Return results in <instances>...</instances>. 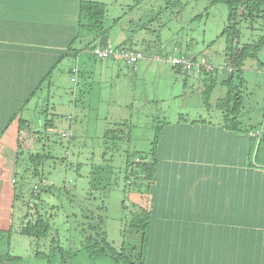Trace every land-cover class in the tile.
<instances>
[{
  "label": "rangeland",
  "instance_id": "obj_1",
  "mask_svg": "<svg viewBox=\"0 0 264 264\" xmlns=\"http://www.w3.org/2000/svg\"><path fill=\"white\" fill-rule=\"evenodd\" d=\"M98 1L107 6V46H124L142 53L143 58L136 68L100 58L86 48L91 39L84 33L75 42L76 56L59 62L16 118L15 121L19 117L29 121L35 138L30 137L21 149L13 180L9 176L0 183V256H20V264H124L109 254L91 256L82 247L81 224L87 212L101 216L102 227L115 249L125 248L131 260L140 264L138 255L146 247L141 240L143 232L134 221L143 215L141 206H150V198L141 194L135 183L127 184L129 155L136 151L146 155L158 126L164 137L167 126L177 122L201 118L215 121L214 116L220 113L216 102L228 91V85L222 83L229 76L227 69L211 74L199 73L197 68L182 71L166 60L170 55L184 54L195 57L200 64L223 65L226 41L221 33L227 24L226 3ZM25 14L19 2L5 3L1 18L7 22L6 30L0 33V51L12 49L16 41L22 45L18 53L26 46L30 50L39 44L40 16L36 12L33 15L34 30L19 31ZM250 24V20L242 22L241 42L256 40L264 32V16L255 18L253 28ZM47 25L48 22L43 28ZM46 33L53 34L49 30ZM43 47L52 62L56 51L51 50L58 46ZM260 57L264 60V52ZM43 65L48 64L38 67ZM239 75L244 84L235 88L241 91L243 100L242 124L258 127L264 133V64L247 58ZM211 76L217 78V84L208 110L203 92ZM239 81V76L234 75L232 85H239ZM107 129H123L128 136L116 145L113 138L105 137ZM263 150L261 146L264 155ZM37 154L39 157L31 158ZM5 172L4 167L0 169V176ZM36 185L51 190L43 192L42 198L43 211L52 219L48 235L32 244L31 237L15 230L9 232V228L15 194L26 195ZM36 250L48 258L36 255Z\"/></svg>",
  "mask_w": 264,
  "mask_h": 264
},
{
  "label": "trees",
  "instance_id": "obj_2",
  "mask_svg": "<svg viewBox=\"0 0 264 264\" xmlns=\"http://www.w3.org/2000/svg\"><path fill=\"white\" fill-rule=\"evenodd\" d=\"M4 1L5 0H3V2ZM11 1L19 2L21 7L24 6L25 13L29 9L33 12V15L35 12L39 15L43 10L40 7L42 3L41 0L35 1V6L33 2L30 3L28 0ZM7 2L8 1L5 3ZM219 2H224L228 5L227 24L221 33L226 41L224 64L227 66L232 65L234 69L232 71H229L227 68L224 69L228 70L229 76L227 79L223 80L222 83L228 85V91L223 98L217 100L215 107L219 109L220 113L218 116L214 117H216L215 121H222L218 126L221 129L234 132L238 137L245 135L251 139V136H253L251 130L254 126L251 125L247 127L242 124L240 115L243 107V100L241 91L235 87L244 84V79L239 74L245 60L247 58H252L258 61L259 54L264 52V32L256 40L241 42V36L243 34L242 22L250 20V25L253 28L255 18L264 16V0H211V4ZM38 7L42 10H39ZM3 9L4 7H2L1 12ZM261 12L263 13L261 14ZM106 16L107 7L105 3L98 0H78L76 19L71 25L73 30L66 36L65 45L59 46L56 50H51V52L56 51L53 61H50L48 66H46L48 67L47 70L45 71L44 69L39 75L36 85H34L33 89L24 97L23 102L10 117L5 127L2 128L0 136L8 125L21 114L22 109L35 96L38 90L41 89L44 82L51 77L59 62L65 57L71 55L76 56L78 49L74 46L75 42L82 37L84 33H88L91 39L86 44V48H90V46L93 48L97 44L106 45L108 37V29L104 26ZM28 18L25 15L21 19L22 25L18 26L19 31L30 29L29 24L32 23L33 17L32 19ZM1 20L3 30H6L4 26L7 21H4L3 18H1ZM40 24L41 21L39 22V25ZM192 59L196 62L195 57H192ZM262 64H264V61ZM210 66L211 69L206 71L207 74L218 71V66L221 65ZM177 70L180 69L177 68ZM204 71L205 70H201L199 72ZM234 75L239 76V85H232ZM216 84L217 78L211 76L210 82L206 84L203 92V100L208 110L211 109L210 95ZM219 116H221V118ZM181 118L186 121L183 116H181ZM217 124L218 123L214 121L204 118L194 119L190 123L177 122L175 125L167 126L164 137H162L161 127L158 126L152 146L150 150L147 151L146 155L142 151H136L134 155H129L126 176L127 182L129 181V183L127 184L130 185L135 183L137 185V190L140 191L141 194H148L150 198V206L147 208L141 206L140 208L144 211L143 215L141 217L138 216L134 221L136 223V228L143 232L141 240L146 247V250L142 247L143 249L138 255L139 259L137 263L139 261L140 264H185L190 263L191 260L192 263L198 262L199 257L194 255V253L199 251L200 241L191 240L190 234L194 233L196 229H199V225L186 224V221L192 223V220H186V218L183 219L184 221L178 220L175 214H170L171 211H167L168 208L165 207L173 206L171 210L181 215L187 214V209L191 211L189 203H187L184 198H186L185 195L190 194L188 188L195 185L201 176L200 172H202V169L199 161L204 159L202 158V151L199 152L201 156L200 159L197 151L202 148V146H200L201 143L204 145L207 144V147H212L207 140L208 135L203 133L202 127L213 126L216 128ZM260 134L261 131L259 129L254 131L255 137ZM126 136L128 135L123 129H107L105 132V137L113 138L116 145L122 143V139ZM30 137L35 138L34 132L30 128L29 121L19 117V152L17 159L22 151L21 149H23L24 144L27 143ZM262 142L263 140H259L258 143H256V149L248 153L247 156H244L243 161L237 159L234 166L225 165L222 160H215L217 164L211 165V163H209L206 167V169L212 168L222 172V168L225 169L230 166L229 169L225 170L226 172L223 171L222 174L225 178L227 188L231 190V199L234 201H239L240 198L247 195L245 190H239L238 184H241V182L237 181L236 177L238 175H244V168H250L252 171V169L255 170V168H259L260 166L264 167V155L260 152V145ZM191 148H193V154H191V152L189 153ZM33 157H39V154L35 156L31 155V158ZM248 176L251 177L250 183L254 182L257 178L254 174L253 176ZM245 184L246 183H243L242 185ZM38 187L40 188L37 190ZM45 191L51 190L46 186L36 185L33 186L26 195L25 192L16 193L12 206L9 232L15 230L31 237L33 241L32 244H36V241L46 237L51 228L50 220L52 216H48L47 212L45 210L43 211L44 200L42 198V193ZM174 192H178L180 194V199L182 198L178 201V204L182 206L180 210H178L179 208L176 209L175 200L173 202L166 201ZM192 201H190V205L194 207ZM83 218L84 221L81 224V244L91 256L109 254L117 261L123 262L124 264H135L130 256L126 254L125 248L118 251L109 241L106 231L102 227L101 216L94 217L93 214L87 212V214H83ZM167 221L170 224H168ZM182 222L185 224H181ZM175 237H177V239H175ZM187 237L189 238L182 239ZM169 238L171 240H169ZM52 241H56V239L52 238ZM197 242H199V244L196 246ZM175 245H177V247H175ZM175 248L179 249L174 255H171L170 252ZM182 253L184 255H181ZM40 254L43 253L36 250V255ZM43 255L48 258L47 254ZM63 255L64 253H61V260L65 261L66 258ZM200 256L202 257L201 254ZM170 260H172V263H169ZM175 260L179 261L175 263ZM21 261L22 257L12 256L9 253L0 256V264H20Z\"/></svg>",
  "mask_w": 264,
  "mask_h": 264
},
{
  "label": "crops",
  "instance_id": "obj_3",
  "mask_svg": "<svg viewBox=\"0 0 264 264\" xmlns=\"http://www.w3.org/2000/svg\"><path fill=\"white\" fill-rule=\"evenodd\" d=\"M6 1L11 0H5L4 2L0 0V32L1 30L3 31L1 6L5 7ZM28 1L30 3L33 2L35 6V1L39 0ZM41 1L40 7L42 9L46 7L48 11L43 9L38 15L41 20V24L38 27L42 25L37 29V31L41 32L39 44L30 50V46H26L23 52L18 53L22 45L16 41V44L12 45V49L9 48L6 52L0 51L1 130L2 125L5 127L10 117L23 102V97L33 89L34 82L37 81L39 75L48 66L38 67V65L50 63V53L43 46L49 45L53 47V44H55L59 47L65 45L66 36L73 30L71 25L76 19L78 0ZM32 13L28 9L25 15L27 18L29 17L28 19H32ZM45 19L48 25L44 29L43 25L47 23ZM34 22L33 19L31 24L27 23L30 25L29 30H34ZM49 25L52 27L49 28ZM48 30L53 32V34H45V31ZM36 54H38V59ZM260 54L258 62L262 64L264 60L261 59ZM136 65L132 66L136 68ZM15 120L8 125L0 136V169L4 167L6 171L3 176H0V183L9 176L13 180L15 174L19 152V120ZM214 122L218 123L216 128L213 126L202 127V131L208 135L207 140L212 147H207V144L201 143L200 146L202 148L197 151L198 155L202 151V158L204 159L199 161L202 169V172H200L201 176L195 185L188 188L190 194L185 195L186 198H184L189 203L191 211L187 209V214L181 215L171 210L173 206L165 208H168L167 211H171L170 214H175L178 220L184 221L183 219L186 218V220H192V223L186 221V224L199 225V229L190 234L191 240L200 241L199 251L194 253V255L199 257L198 262L192 263L191 260L190 263L185 264H264V167L260 166L259 168L261 169L255 168V170L251 168L252 171L250 168H244V175L236 177L237 181L241 182V184H238L239 190H245V193H247L239 201L231 199V190L227 188L222 174L231 165L234 166L237 159L243 161L244 156L254 151L259 140H263V144L264 133H262L260 128L252 126L251 134L253 136H251V139L245 135L238 137L236 133L218 127L222 121L216 120ZM256 129L261 131V134L257 137L254 136ZM262 144L260 146L264 148ZM190 152L193 154V148L189 150ZM200 157L199 155V159ZM215 160H222L225 165L230 166L225 169L222 168V172L212 168L206 169L209 163L214 165L216 163ZM252 172L257 178L250 183L251 177L248 175L253 176ZM243 183L246 184L242 185ZM179 199L180 194L174 192L166 201L173 202L175 200L176 209L179 208L178 210H180L182 206L178 204ZM190 201H192L194 207L190 205ZM167 223L170 224L168 221ZM185 223L182 222L181 224ZM189 237L182 239H188ZM169 240L171 239L169 238ZM198 244L199 242L196 243V246ZM178 249L175 248L170 254L174 255ZM181 255L184 254L182 253ZM178 261L175 260V263ZM169 263H172V260Z\"/></svg>",
  "mask_w": 264,
  "mask_h": 264
},
{
  "label": "built area",
  "instance_id": "obj_4",
  "mask_svg": "<svg viewBox=\"0 0 264 264\" xmlns=\"http://www.w3.org/2000/svg\"><path fill=\"white\" fill-rule=\"evenodd\" d=\"M91 52L100 57V58H111L113 60L122 62L126 65H135L141 58H143V54L137 51L129 50L128 48L121 46L116 48H109L107 45L97 44L93 48H91ZM166 60L170 61L171 64L180 70H210L211 66L208 64H200L195 62L192 57L187 55H170ZM219 69L227 68L229 71H232L233 66H227L226 64L218 66Z\"/></svg>",
  "mask_w": 264,
  "mask_h": 264
}]
</instances>
